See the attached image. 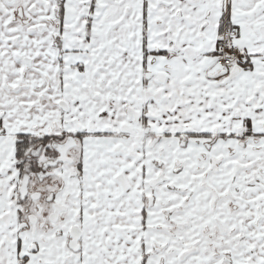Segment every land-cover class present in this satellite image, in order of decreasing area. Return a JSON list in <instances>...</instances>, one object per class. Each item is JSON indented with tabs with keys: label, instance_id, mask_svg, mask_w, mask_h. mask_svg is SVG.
Here are the masks:
<instances>
[{
	"label": "snow or ice",
	"instance_id": "1",
	"mask_svg": "<svg viewBox=\"0 0 264 264\" xmlns=\"http://www.w3.org/2000/svg\"><path fill=\"white\" fill-rule=\"evenodd\" d=\"M0 264H264V0H0Z\"/></svg>",
	"mask_w": 264,
	"mask_h": 264
}]
</instances>
